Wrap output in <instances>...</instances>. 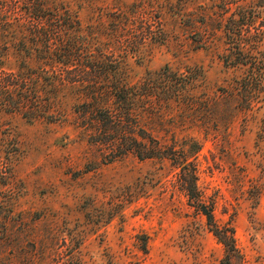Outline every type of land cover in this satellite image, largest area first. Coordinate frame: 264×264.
Listing matches in <instances>:
<instances>
[{"label": "rangeland", "instance_id": "rangeland-1", "mask_svg": "<svg viewBox=\"0 0 264 264\" xmlns=\"http://www.w3.org/2000/svg\"><path fill=\"white\" fill-rule=\"evenodd\" d=\"M27 5L0 0V74L40 76L24 113L0 104V264H264V92L243 100L249 68L223 60L231 17L244 16L246 44L264 55V0H42L45 22ZM44 33L77 41L69 67L48 58ZM182 72L194 85L163 93L165 75ZM148 78L158 96L135 98L130 137L198 144L197 185L234 229L233 257L169 160L102 142L113 135L96 118L115 110L112 86Z\"/></svg>", "mask_w": 264, "mask_h": 264}, {"label": "trees", "instance_id": "trees-1", "mask_svg": "<svg viewBox=\"0 0 264 264\" xmlns=\"http://www.w3.org/2000/svg\"><path fill=\"white\" fill-rule=\"evenodd\" d=\"M24 2L28 4V7L24 10V14L28 17L42 22L49 20L48 15L50 12L44 10L42 0H24ZM242 15L240 14L239 16ZM239 18L243 19L244 16ZM239 18L237 21L232 17L228 19L230 23L235 21L239 24L235 25V27H238L235 33H233V31L236 30V28L229 26V24H225L226 50L229 52L223 56V60L227 64L233 66H248V73L237 82V87L235 88L239 96L244 94L242 99L245 100L247 96L255 98L257 95L256 92H264V55L257 51L256 47L251 48V46L246 44L243 33L246 25L245 23H240ZM251 21L252 20L246 23L247 26H251ZM38 30L45 31L43 28ZM36 36H39V34H36ZM44 38L43 47L48 58L56 60L65 67L70 66L71 60L69 59L74 56V53L79 55L81 51V49L77 47V41H57L56 38H50L47 33H44ZM55 39L56 42L54 43L53 41H55ZM257 53L259 55H257ZM187 73H189V71H187ZM178 75L180 78H178L176 73H171V76L168 74L165 75L168 84L164 88H161L163 93H166L164 89L169 90L170 87H178L181 82L182 89L189 88L187 85H194V79L196 77L192 78L189 74L183 72ZM36 77L39 78L40 76L35 72L27 73L20 69L16 72L0 74L1 107L7 112L24 113L23 111L28 109V105L30 104V90L27 84L32 78L34 79ZM179 79H181L180 82ZM156 88L160 87L155 84L154 80L152 81L149 78L144 80V82H140L139 85L134 86L128 84L113 85L112 93L116 105L115 110H105L96 118L101 126L100 133L104 135H113L112 138L105 139L102 142L104 144L107 142L108 146H112L110 148L114 150L125 148V150L131 151L140 159L156 158L169 160L171 165L177 169L175 173L176 181L188 197L189 204L195 207V209L205 217L210 231L225 246L227 257H233L237 254L234 229L231 227H220L217 224L214 217L213 206L206 203L197 185V168L194 161L190 159L189 153L196 152L198 150V144L194 142L193 147L195 145L196 148L184 151L183 149L176 148L175 141L174 144L168 146L158 138L149 134H136L130 137V133H133V131L130 130V126L128 125L134 113L132 104L136 102L135 98H142L144 96L155 98V96H158L157 93L153 92ZM175 91L176 93L173 95L176 99L184 97L183 101L187 106L192 107L196 105L197 102H192L189 96H182L183 90L176 89ZM225 95L230 97L231 93L226 92ZM99 109L100 108H97L95 111L98 112Z\"/></svg>", "mask_w": 264, "mask_h": 264}]
</instances>
